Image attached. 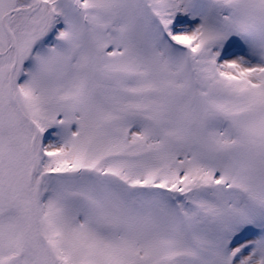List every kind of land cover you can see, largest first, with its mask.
<instances>
[{
  "label": "snow or ice",
  "instance_id": "1",
  "mask_svg": "<svg viewBox=\"0 0 264 264\" xmlns=\"http://www.w3.org/2000/svg\"><path fill=\"white\" fill-rule=\"evenodd\" d=\"M0 264H264V0H0Z\"/></svg>",
  "mask_w": 264,
  "mask_h": 264
}]
</instances>
